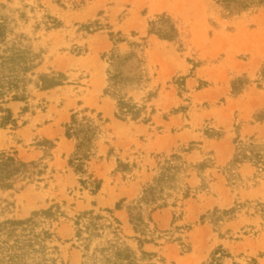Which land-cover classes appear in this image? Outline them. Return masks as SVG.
Masks as SVG:
<instances>
[{"label":"rangeland","instance_id":"obj_1","mask_svg":"<svg viewBox=\"0 0 264 264\" xmlns=\"http://www.w3.org/2000/svg\"><path fill=\"white\" fill-rule=\"evenodd\" d=\"M1 3L8 45L36 54L37 68L28 74L26 100L10 104L15 123L0 127V152L48 166L1 218H27L62 204L57 226L64 261L82 264L76 217L138 200L157 176L160 156L177 153L189 164H207L188 169V199L172 192L153 214L157 231L144 245L158 255L151 264H208L218 250L224 264H264V162L227 169L237 141L255 138L264 152V8L226 18L214 0ZM163 13L176 23L174 42L149 35L150 21ZM112 53L121 56L117 70L131 80L127 97L145 107L139 121L117 119L116 101L104 93L116 69ZM53 71L66 75L64 85L40 91L38 75ZM75 113L109 120L96 123L102 133L85 162L88 174L103 181L96 195L70 165L76 141L66 137L65 126ZM43 140L52 144L40 145ZM116 216L134 237L127 211Z\"/></svg>","mask_w":264,"mask_h":264},{"label":"trees","instance_id":"obj_2","mask_svg":"<svg viewBox=\"0 0 264 264\" xmlns=\"http://www.w3.org/2000/svg\"><path fill=\"white\" fill-rule=\"evenodd\" d=\"M226 18L244 13L254 8H264V0H214ZM5 8V4H0ZM157 19L150 21L149 35H156L161 40L174 42L178 37V29L172 17L163 13ZM7 25L0 15V127H7L15 123L14 113L10 107L12 102L25 101L29 95L28 84L31 81L28 74L37 66V55L28 49L8 45L6 37ZM121 56L112 53L110 63L117 66ZM116 62V63H115ZM116 68V67H115ZM263 73V72H262ZM109 85L105 95L116 101V118L122 121L131 119L139 121L145 107H139L134 100L127 97L131 80L123 77L121 71H109ZM66 75L62 72L43 73L38 75L36 87L40 91H48L64 85ZM238 80L232 84L233 93L240 89ZM242 83V82H241ZM239 88V89H238ZM94 113L95 110H86ZM102 122L109 123L99 114L98 120L79 114L72 116L66 127V137L76 141V150L70 160V165L79 175H86L81 184L90 188L93 195L102 189L103 181L93 174H88L86 161L93 155L98 136L102 133ZM255 138L248 142L237 141V152L227 169L234 170V166L244 162H251L260 167L264 162V152ZM43 140L40 145L50 144ZM52 144V143H51ZM159 161L158 174L149 183L142 196L124 205L123 199L116 204L115 210L104 209L80 213L74 223L76 239L83 251L82 264H151L156 253L144 250V245L152 243L153 214L164 207L165 200L172 192L178 193L183 199L191 195V187L185 183L190 177L188 169H202L206 163L192 165L174 153L171 156L162 155ZM48 170V166L40 161H26L18 152H0V264H68L64 261L61 249L62 239L58 232L60 217L65 215L63 205L56 203L47 209L32 212L30 217L1 218L4 213H10L17 206L15 195L21 193L27 185L41 178ZM184 188V189H183ZM67 203L64 202V205ZM126 210L129 222L135 236L128 237L123 229V223L116 216V211ZM129 240L137 243V248ZM220 251L214 252L208 264H224L219 256Z\"/></svg>","mask_w":264,"mask_h":264}]
</instances>
